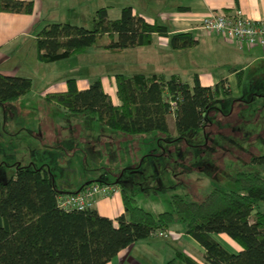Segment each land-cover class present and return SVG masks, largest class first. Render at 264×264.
<instances>
[{
    "label": "trees",
    "instance_id": "obj_1",
    "mask_svg": "<svg viewBox=\"0 0 264 264\" xmlns=\"http://www.w3.org/2000/svg\"><path fill=\"white\" fill-rule=\"evenodd\" d=\"M34 7V0H0V12L32 13ZM92 22V27L69 20L47 23L34 39L37 58L51 62L96 45L118 50L150 44L155 34L170 35V44L177 49L198 42L190 32L169 34L165 24L146 20L131 5L123 6L115 18L108 6H100ZM105 34L111 40L100 42ZM115 82L119 103L105 90L101 76L87 88H79L77 78L69 77L66 90L48 92L46 99L72 114L93 115L110 128L128 134L149 133L150 137L153 131L158 136L170 131L169 114H174L180 135L210 130L212 114L223 113L217 98L232 94L226 78L203 85L197 73L193 84L178 73L168 77L144 72H117ZM32 88V77L0 70V104L18 101ZM252 159L263 163L264 153ZM4 163L7 161L1 160L0 166ZM14 164L12 176L0 180V264H105L137 240L156 235V231L166 232L176 223L177 214L185 232L205 248V264H264V174L260 171H239L237 189L215 186L200 199L173 193L171 209L160 211L143 207L137 191L127 188L124 181H113L120 184L125 212L112 218L96 207H61L58 194L76 190H59L46 164ZM95 181L107 182L89 180L79 189ZM221 232L236 241L240 250H231L213 235ZM166 264L204 263L178 250Z\"/></svg>",
    "mask_w": 264,
    "mask_h": 264
},
{
    "label": "rangeland",
    "instance_id": "obj_2",
    "mask_svg": "<svg viewBox=\"0 0 264 264\" xmlns=\"http://www.w3.org/2000/svg\"><path fill=\"white\" fill-rule=\"evenodd\" d=\"M120 12V8L113 9L110 15L115 18ZM81 24L92 27V18H84ZM210 33L204 30L193 46L177 50L171 57L164 55L161 61L164 71L167 73L172 66L196 73L242 66L241 60L234 59L228 49L231 45L225 42L229 41ZM110 40L107 34L99 38L100 42ZM96 47L92 46L89 53L45 62L37 58L34 45L32 50L24 51V56L16 58L14 65L33 75L34 88L21 101L7 104L6 113H3L5 105L0 104V161H7L0 166V180L12 176L19 155L25 164L33 160L37 165L46 164L59 190H75L89 180L117 181L121 178L127 188L137 191L138 202L143 207L160 211L171 209L173 193H189L192 198L200 199L215 186L237 189L235 178L239 171L256 170L264 174V162L252 159L253 155L264 153V60L244 68L239 95L217 98L216 104L225 115L215 111L210 130L202 128L198 132L191 130L180 135L172 121L173 130L159 136L156 131L151 132L141 147L133 146L132 151L124 144L120 145L121 148L104 147L97 136L90 138L65 129L69 131L64 132L63 137L59 136L57 145L38 149L42 136L36 132L35 116L41 107L47 106L48 100L42 97V91L52 83L71 76L91 82L99 75H106L107 70H120L128 63L138 70L151 69L138 68L135 51L114 53L110 61H103ZM48 109L53 115L65 114L57 105L49 103ZM176 218L175 232L180 234L184 224L180 215L177 214ZM183 235L184 232L175 237L166 231L165 235L140 239L142 248H137L141 264H166L178 250L202 258L194 246L190 248ZM163 252H166L164 263L161 261Z\"/></svg>",
    "mask_w": 264,
    "mask_h": 264
},
{
    "label": "crops",
    "instance_id": "obj_3",
    "mask_svg": "<svg viewBox=\"0 0 264 264\" xmlns=\"http://www.w3.org/2000/svg\"><path fill=\"white\" fill-rule=\"evenodd\" d=\"M35 7L32 13L25 12H0V70L8 74H22L32 78L33 75L28 72L22 71L20 66L14 65L16 58L24 56L26 49L32 50L35 45L34 39L36 34L47 23L53 21H66L69 20L74 23L81 24V20L92 18L95 10L100 6H108L109 11L121 8L125 5H131L136 13L144 16L146 20L150 22H157L165 24L168 27L169 34L176 32H190L194 38L198 41L202 35L200 23L205 14L211 10H232L235 7H241L244 12L253 18H264V0H34ZM221 37L220 34L210 33ZM223 37V36H222ZM221 37V38H222ZM230 44V49L234 59L241 60L242 66L234 67L231 70L227 69H209L201 70L197 72L199 79L203 85H215L222 78H226L228 85L232 91V94L239 95L240 85L244 78V68L251 64L264 60V46L239 45L236 42H225ZM97 46V45H96ZM91 48V47H90ZM90 48L85 52L89 53ZM98 55L103 61H110L112 54L123 53L126 54L129 51H135L138 57V68H151L148 70L135 69L129 63L126 67H121L120 70L111 68L107 70L106 75L101 76L103 86L107 92L112 96L115 103H119L117 96V87L115 82V73L124 72L132 74L135 72L162 73L166 76H170L173 73H178L182 79L187 80L193 84L194 76L196 72L182 71L177 66H172L170 71L166 73L161 65V61L164 55L168 54L170 57L177 53V50L183 49L173 48L170 44V35L155 34L153 42L145 45H138L133 47H126L123 49H112L103 46H97L95 48ZM37 51V50H36ZM178 51V52H179ZM82 53L76 54L82 55ZM37 54V52H36ZM72 57V56H71ZM163 57V58H162ZM70 58V57H68ZM67 59V58H65ZM62 60V59H61ZM58 61V60H57ZM149 64H152L149 66ZM141 66V67H139ZM74 67H70L73 69ZM180 69V70H179ZM138 70V71H137ZM97 75V74H96ZM75 77V76H71ZM69 78V77H68ZM77 78V84L79 88H87L90 85L88 80H82ZM67 79V78H66ZM66 79H62L59 83H52L50 87H47L42 91V97L46 99L48 92L64 91L67 89ZM34 88V79H33ZM32 88V89H33ZM53 88V89H52ZM31 89V90H32ZM237 90V91H236ZM231 94V95H232ZM28 95V94H27ZM25 96V95H24ZM233 96V95H232ZM26 97V96H25ZM23 98L19 99L20 101ZM47 100V99H46ZM57 105L60 107V111L65 112L63 115H53L48 105ZM6 108L3 113L8 111L7 104H4ZM70 113V112H69ZM92 117V118H90ZM36 120V132L42 136L40 140L41 144H38V149H45L51 147L50 145H57L59 136H64V132H68L71 129L77 134H85L87 136L99 138L100 142L107 147V145L113 147L129 146L133 151V146L137 148L141 147V143L145 142L149 137V133L142 134H128L119 130L108 127L102 122L98 121L95 116L90 115H75L68 114L67 109L56 103L55 101L47 102V106L44 109L37 112L35 116ZM88 121V122H87ZM170 130H173L172 121L175 122L174 114L168 116ZM63 144V140H62ZM121 148V147H120ZM17 161H22L19 155H17ZM6 161V159H1ZM128 161V160H127ZM32 162H35L33 160ZM31 163V162H30ZM36 163V162H35ZM106 181V180H105ZM112 183L113 181H107ZM116 186V190L110 195L99 194L96 197L94 207L103 214L112 218L125 212V206L123 203L120 184L113 183ZM82 186V185H81ZM80 186V187H81ZM79 187V188H80ZM58 188V187H57ZM77 188V189H79ZM75 189V190H77ZM65 191V190H64ZM72 191V190H71ZM74 191V190H73ZM178 230V229H177ZM180 230V229H179ZM169 233L180 236L184 232L183 237H186V241L189 246H194L202 256L196 257L194 253L185 251L197 258L199 261L205 264V248L194 237L187 234L183 229L182 232L176 231L175 223L166 230ZM165 235V234H164ZM213 235L227 245L231 250H240V245L234 241L226 233H213ZM232 239V240H230ZM141 240H137L133 244L121 249L110 261L105 264H141L138 248H142L140 244ZM234 241V242H233ZM149 245H151L149 243ZM137 248V249H135ZM133 253L134 255H132ZM166 252H163L162 262L166 261Z\"/></svg>",
    "mask_w": 264,
    "mask_h": 264
},
{
    "label": "built area",
    "instance_id": "obj_4",
    "mask_svg": "<svg viewBox=\"0 0 264 264\" xmlns=\"http://www.w3.org/2000/svg\"><path fill=\"white\" fill-rule=\"evenodd\" d=\"M200 28L223 36L230 42L239 45L264 46V18H253L247 15L241 7L232 10H211L201 20ZM116 186L110 182L95 181L76 192L59 193L58 204L65 209H86L94 207L99 194L110 195ZM155 234L164 235V231Z\"/></svg>",
    "mask_w": 264,
    "mask_h": 264
},
{
    "label": "flooded vegetation",
    "instance_id": "obj_5",
    "mask_svg": "<svg viewBox=\"0 0 264 264\" xmlns=\"http://www.w3.org/2000/svg\"><path fill=\"white\" fill-rule=\"evenodd\" d=\"M238 100H242V99H241V98H239ZM118 180H121V178H119ZM118 180H117V181H118ZM121 181H123V180H121ZM124 182H125V181H124Z\"/></svg>",
    "mask_w": 264,
    "mask_h": 264
},
{
    "label": "water",
    "instance_id": "obj_6",
    "mask_svg": "<svg viewBox=\"0 0 264 264\" xmlns=\"http://www.w3.org/2000/svg\"><path fill=\"white\" fill-rule=\"evenodd\" d=\"M80 189H77L76 191H79Z\"/></svg>",
    "mask_w": 264,
    "mask_h": 264
}]
</instances>
